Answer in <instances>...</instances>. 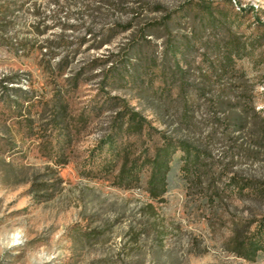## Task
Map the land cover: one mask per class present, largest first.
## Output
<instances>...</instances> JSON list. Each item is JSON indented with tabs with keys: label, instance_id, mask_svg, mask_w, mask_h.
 <instances>
[{
	"label": "rangeland",
	"instance_id": "obj_1",
	"mask_svg": "<svg viewBox=\"0 0 264 264\" xmlns=\"http://www.w3.org/2000/svg\"><path fill=\"white\" fill-rule=\"evenodd\" d=\"M118 2L116 8L103 3L101 14L87 16L91 0H0V264H264V251L252 260L237 253L239 242L264 214V146L257 145V132L240 134L234 153L219 143L211 145L210 174L202 185L185 182L173 166L169 189L159 199L146 191V174L133 187L117 185L120 160L85 168L113 114L92 111L102 102L101 76L94 77L87 65L128 47L132 29H123L125 25L130 23L137 35L140 28L157 26L170 16L173 26L166 37L193 38L194 24L209 6L215 18L233 24L232 30L196 29L200 40L187 64H213L221 55L216 50L201 55L200 46L207 39H230L239 44L231 64L260 83L264 0ZM87 29L111 42L91 47L97 39L91 40ZM148 38L140 53L150 57L155 49L160 64L162 39ZM187 76L194 87L198 73L192 69ZM151 81L141 87L111 85L105 91L124 99L167 135L193 139L206 133L200 111L188 114L200 131H174L176 89L174 95L154 92L147 87ZM152 82L156 86L161 79ZM13 88L27 91L29 98L19 109L9 108L3 99L16 100ZM258 91L264 92V83ZM258 100L259 107L264 105V93ZM138 140L130 136L131 144L137 141L131 158L153 144ZM242 183L262 191H239Z\"/></svg>",
	"mask_w": 264,
	"mask_h": 264
},
{
	"label": "trees",
	"instance_id": "obj_2",
	"mask_svg": "<svg viewBox=\"0 0 264 264\" xmlns=\"http://www.w3.org/2000/svg\"><path fill=\"white\" fill-rule=\"evenodd\" d=\"M103 3L109 8H116L119 2L118 0H91V5L87 4V13L90 11L91 14L87 16L98 12L101 14ZM238 9L241 10V8ZM198 15L196 14L195 18ZM232 25L228 24L224 17L215 18L209 6L205 7L200 23L194 24L193 38L186 36L176 38L173 35L166 37L164 33L173 26V18L170 16L164 18L157 26L140 28L137 35V30H134L130 23L125 25L123 29H132L128 47L120 48L113 58L112 56L104 59L94 58L87 65V71L92 72L94 77L101 76L98 96L102 98V102L94 104L91 107L92 111L111 110L113 114L108 122L107 133L94 149L98 156L95 157L93 152L85 168L94 170L106 164L114 165L117 160H120L114 176L116 184L133 187L141 181L143 174H146V191L151 198L159 199L169 189L173 166H177L178 173L185 182L195 185L203 184L210 174L208 149L211 145L219 143L229 147L234 153L239 147L238 136L242 133L249 135L255 131L258 133L257 145L263 147L264 105L259 107L258 97L264 92H259L258 88L264 80L256 83L248 77L245 69L237 64H231L232 55L239 50V44L236 46L230 39H207L200 46L203 49L201 55L208 54L210 50H216L215 54L221 55L220 58L213 60V64H187L190 52L197 47L200 40L199 36H196V29L206 30L210 27L213 30L221 28L231 31ZM87 35L91 37V40H96L98 37L92 34L90 29H87ZM149 36L162 39L160 64L155 59V49L152 50L150 57L140 53V50L149 42ZM110 42V37L101 36L97 39V44L91 47L100 49ZM233 45H235L234 49L231 48ZM132 59H136L137 62L133 63ZM192 69L199 75L194 87H191L192 84L188 82L187 76ZM63 71L64 69H60V74H63ZM156 78H160L161 82L154 86L152 81ZM149 79L152 81L147 87H152L154 92L174 95L173 91L176 89L174 101L178 104L175 109L177 119L174 131L186 130L193 133L200 131V125L195 124L188 117L190 111H200L204 115L203 122L207 125L206 133H199L198 137L193 139L167 135L161 130L154 129L149 121L129 107L124 99L108 96L105 91L106 87L111 85L136 84L141 87ZM1 86L0 82V88L3 89L4 87ZM13 89L16 100L3 99L9 108L19 109L23 107L22 101L29 100L27 91ZM190 93L194 94L193 98H189ZM154 132L157 133L156 138H153ZM233 133L236 136H231ZM133 135L139 137L138 141L141 145H145V142L153 144L147 145L148 148L142 156L131 158V154L134 153L132 148L137 144V141L132 144L130 142V136ZM177 152L180 154L173 165ZM245 189L251 192L262 191L261 187L252 183L238 185L239 191ZM237 251L239 256L248 260L254 259L257 253L264 251V214L257 220L249 236L239 242Z\"/></svg>",
	"mask_w": 264,
	"mask_h": 264
}]
</instances>
